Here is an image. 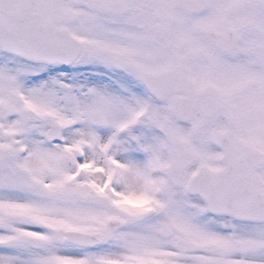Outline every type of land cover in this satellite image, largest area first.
Here are the masks:
<instances>
[{"label": "snow or ice", "instance_id": "1", "mask_svg": "<svg viewBox=\"0 0 264 264\" xmlns=\"http://www.w3.org/2000/svg\"><path fill=\"white\" fill-rule=\"evenodd\" d=\"M0 264H264V0H0Z\"/></svg>", "mask_w": 264, "mask_h": 264}]
</instances>
